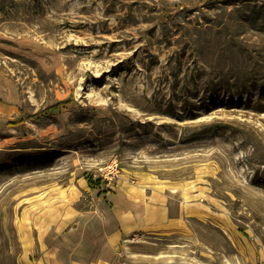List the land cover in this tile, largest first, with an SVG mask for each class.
I'll use <instances>...</instances> for the list:
<instances>
[{
  "label": "rangeland",
  "instance_id": "374dc122",
  "mask_svg": "<svg viewBox=\"0 0 264 264\" xmlns=\"http://www.w3.org/2000/svg\"><path fill=\"white\" fill-rule=\"evenodd\" d=\"M87 174L171 208L114 264H264V0H0V264Z\"/></svg>",
  "mask_w": 264,
  "mask_h": 264
},
{
  "label": "crops",
  "instance_id": "0c3cea01",
  "mask_svg": "<svg viewBox=\"0 0 264 264\" xmlns=\"http://www.w3.org/2000/svg\"><path fill=\"white\" fill-rule=\"evenodd\" d=\"M111 186L102 192L82 179L69 214L45 233L37 264H114L125 238L171 220V208L152 199L154 191L125 180Z\"/></svg>",
  "mask_w": 264,
  "mask_h": 264
},
{
  "label": "trees",
  "instance_id": "16d2710c",
  "mask_svg": "<svg viewBox=\"0 0 264 264\" xmlns=\"http://www.w3.org/2000/svg\"><path fill=\"white\" fill-rule=\"evenodd\" d=\"M86 176L88 178L89 185L92 186V187H96L95 185H97V179L94 181L93 177H91L90 175L87 174Z\"/></svg>",
  "mask_w": 264,
  "mask_h": 264
}]
</instances>
